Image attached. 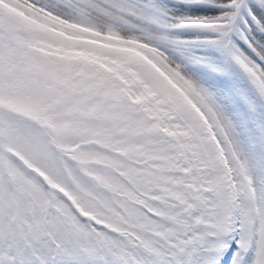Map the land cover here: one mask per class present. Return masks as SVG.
<instances>
[{
  "label": "snow or ice",
  "instance_id": "obj_1",
  "mask_svg": "<svg viewBox=\"0 0 264 264\" xmlns=\"http://www.w3.org/2000/svg\"><path fill=\"white\" fill-rule=\"evenodd\" d=\"M0 264H264V0H0Z\"/></svg>",
  "mask_w": 264,
  "mask_h": 264
}]
</instances>
